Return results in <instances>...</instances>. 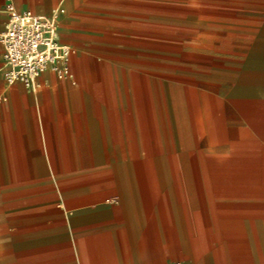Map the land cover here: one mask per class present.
<instances>
[{
    "label": "crops",
    "instance_id": "crops-1",
    "mask_svg": "<svg viewBox=\"0 0 264 264\" xmlns=\"http://www.w3.org/2000/svg\"><path fill=\"white\" fill-rule=\"evenodd\" d=\"M12 2L73 54L0 42V264H264V0Z\"/></svg>",
    "mask_w": 264,
    "mask_h": 264
},
{
    "label": "built area",
    "instance_id": "built-area-1",
    "mask_svg": "<svg viewBox=\"0 0 264 264\" xmlns=\"http://www.w3.org/2000/svg\"><path fill=\"white\" fill-rule=\"evenodd\" d=\"M7 12L8 22L5 31L0 34L6 84L13 86L21 83L30 91H35L37 79L45 71L53 72L59 80L69 78L73 50L59 42V12L54 10L50 16L20 12L12 0H7Z\"/></svg>",
    "mask_w": 264,
    "mask_h": 264
},
{
    "label": "rangeland",
    "instance_id": "rangeland-1",
    "mask_svg": "<svg viewBox=\"0 0 264 264\" xmlns=\"http://www.w3.org/2000/svg\"><path fill=\"white\" fill-rule=\"evenodd\" d=\"M186 1L187 0H179V5L180 6H186ZM58 203H59V201L56 200V201L53 202V205H57Z\"/></svg>",
    "mask_w": 264,
    "mask_h": 264
},
{
    "label": "bare ground",
    "instance_id": "bare-ground-1",
    "mask_svg": "<svg viewBox=\"0 0 264 264\" xmlns=\"http://www.w3.org/2000/svg\"><path fill=\"white\" fill-rule=\"evenodd\" d=\"M59 12V11H58Z\"/></svg>",
    "mask_w": 264,
    "mask_h": 264
}]
</instances>
